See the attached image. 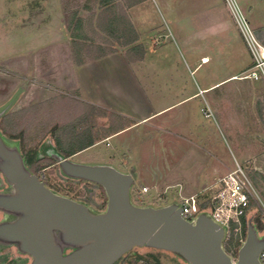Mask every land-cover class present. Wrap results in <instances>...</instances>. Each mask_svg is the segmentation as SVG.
Listing matches in <instances>:
<instances>
[{
  "label": "rangeland",
  "instance_id": "rangeland-1",
  "mask_svg": "<svg viewBox=\"0 0 264 264\" xmlns=\"http://www.w3.org/2000/svg\"><path fill=\"white\" fill-rule=\"evenodd\" d=\"M178 2L151 0L137 10L145 19L138 27L146 42L145 65L134 75L142 87L139 104L150 115L167 109L145 124L131 125L109 136L104 131L108 119L99 117L101 111H93L95 115L82 124L91 127L99 141L67 159H61L50 135L37 145L36 156L42 164L50 162L48 159L56 162L35 176L45 182L51 193L83 206L92 217L105 214V192L73 168H110L129 176L128 201L136 208L179 207L183 198L199 195L232 170L234 162L244 167L259 198L264 189V79L223 81L233 73L243 76L248 56L224 0H186L190 29L183 28L181 32L178 28L184 24H178L182 22ZM235 2L264 48V0ZM78 5L88 8V19L99 12L93 0H76L74 9ZM201 14L205 18L197 21ZM87 20L84 32L89 31ZM219 22L222 27L213 33L214 45L195 46L194 41L186 47L179 39L192 27ZM68 32L61 0H0V120L12 112L50 101L44 108L50 107L52 125L84 118L89 105L134 122L126 116V102L119 101L122 96L109 93L113 80L105 75L95 77L91 64L76 68ZM190 49L199 53L191 57L187 53ZM124 52L117 49L113 66L121 69L125 65ZM204 55L209 62L194 70L195 60ZM96 82L106 85L107 91L96 90ZM203 83L219 84L178 104L181 98L198 92ZM27 120L24 117L20 124L28 127ZM11 157L22 166L19 142L0 133V262L33 264L34 259L21 249L20 241L6 237L2 231L5 216L17 221L24 215L11 205L20 196L8 175ZM262 206L260 198L258 209L249 213L255 241L259 243L264 242V226H259L258 233L253 221L257 211L264 220ZM58 236L55 245L66 255L69 246L81 247L63 231ZM152 248L134 246L133 253L127 254V261L121 264H190L179 250ZM135 254L145 260L137 259Z\"/></svg>",
  "mask_w": 264,
  "mask_h": 264
},
{
  "label": "water",
  "instance_id": "water-1",
  "mask_svg": "<svg viewBox=\"0 0 264 264\" xmlns=\"http://www.w3.org/2000/svg\"><path fill=\"white\" fill-rule=\"evenodd\" d=\"M10 159L8 175L20 195L11 205L24 215L5 224L2 231L6 237L20 241L21 249L34 259L33 264H111L134 246L179 250L190 264H260L258 255L264 242L255 241L251 227L232 263L221 247L222 230L204 215L191 224L180 216L175 205L131 206L127 194L129 176L110 168L72 169L105 192V214L92 217L83 206L54 195L35 175H28L17 158ZM51 229L62 230L81 247L62 256L52 240Z\"/></svg>",
  "mask_w": 264,
  "mask_h": 264
},
{
  "label": "trees",
  "instance_id": "trees-1",
  "mask_svg": "<svg viewBox=\"0 0 264 264\" xmlns=\"http://www.w3.org/2000/svg\"><path fill=\"white\" fill-rule=\"evenodd\" d=\"M62 9L67 15L66 28L70 33L72 39L71 46L73 52V60L77 66H80L88 61H96L117 51L118 48L124 49L125 58L129 63L141 61L145 55V49L141 44H138V34L134 30L130 21L123 14H116V10L122 8L117 0H96L98 13L92 15V19L95 24H92V19L87 20V26L89 31L84 32L82 27V19L78 17L77 10L74 9V3L76 0H61ZM134 2V1H133ZM138 2V0H135ZM132 2L123 3V7L131 6ZM118 47V48H115ZM50 101L36 104L34 106L12 112L5 115L0 120V133L10 140H17L20 144V153L22 158V168L28 175H36L41 169H45L53 165L56 161L48 159L50 162L42 164V160L36 156L37 145L41 142L45 135H50L54 143L56 151L60 154L61 159H67L71 156L86 150L99 141L97 134H93L92 128L83 125V122H87L95 113L93 111H101L99 117H106L109 125L104 130L107 136L117 133L132 125L124 116L117 113H106L103 110L89 105V113L84 118H79L76 121L69 122L67 124H50V107L48 106ZM26 117L29 121L28 127L20 124V121ZM37 176V175H36ZM38 177V176H37ZM263 185H264V178ZM46 188V184L42 179H39ZM102 191L103 188L101 187ZM104 194V192H103ZM260 198L264 202V189L261 190ZM105 196V195H104ZM208 193L201 192L198 195V200L202 203L198 204V213L204 214L209 211V203L207 201ZM106 200V197H105ZM257 204L250 203L248 214L244 215L240 219V233L233 232L232 225L227 240L222 243V249L226 255L230 257H236L239 249L241 248V242L245 241L248 227L252 228V218L249 219L250 212L257 210ZM10 217H6L2 224H11L16 219L8 220ZM254 225L256 231L259 233V226H264L263 216L256 212L254 218ZM253 230V228H252ZM254 232V230H253ZM255 234V232H254ZM153 249V248H152ZM130 249L129 251H131ZM125 252L124 256H120L111 264H121L127 261ZM135 257L140 260H145V257L139 254H135ZM153 262V261H152ZM2 264V262H0ZM5 264H15L14 260H10Z\"/></svg>",
  "mask_w": 264,
  "mask_h": 264
},
{
  "label": "crops",
  "instance_id": "crops-1",
  "mask_svg": "<svg viewBox=\"0 0 264 264\" xmlns=\"http://www.w3.org/2000/svg\"><path fill=\"white\" fill-rule=\"evenodd\" d=\"M134 1V2H133ZM151 0H138V2H135V0H117V2L119 4H121L122 8L119 10H116V14H123L127 17V19L130 21L131 25L133 26L134 30L137 32L138 34V44H141L144 49H145V40L142 37V34L140 33V29L138 26L143 25L145 19L144 16L139 14L137 12L138 8H140L142 5H144L145 3L149 2ZM127 3V2H132L129 7H123V3ZM93 4H95L97 6V1L93 0ZM187 3L186 0H179L178 2V15H181L180 20L182 22L178 23L180 26L184 24V26L182 28H178V31H183L185 28L186 30L190 29L188 26V22H187V16H188V11H187ZM79 8H76L75 10H77L78 12V17L82 19V22H86L87 18V14H89L87 12L85 8L86 6H79ZM84 8V9H83ZM83 12H85V14H83ZM198 12L202 13L203 10L198 9ZM202 16H200L197 21H201L205 18L204 14H201ZM66 18L67 15L65 14V24H66ZM222 27V23H212L211 25L209 24H204L202 26H196V28H191L190 33H185L183 35H178L180 41L185 44L186 47H190V44H194L195 41V46H201V47H205V45H214L215 44V36H214V31L221 28ZM67 30V28H66ZM148 30H150V28H148ZM68 32V30H67ZM206 32V33H205ZM147 37V35H145ZM207 38V39H206ZM68 39L70 40L68 43L71 44L72 39L70 37V33L68 32ZM243 42V41H242ZM210 43V44H209ZM244 44V43H243ZM245 46V45H244ZM246 48V47H245ZM146 52V51H145ZM247 52V53H246ZM246 61H245V65H244V69H243V76L247 75L245 74L246 71H250L251 69V56L248 52V50L246 49ZM187 53L192 57V55H197L199 52L194 51L192 49L187 50ZM197 53V54H196ZM145 57H146V53L144 55V58L141 61L138 62H134V63H129L126 58H125V65L123 67H121V69H119V67L113 66V62L115 61V53L110 54L106 57H103L99 60L96 61H89L87 63H84L80 66L76 65V68L79 69H83L85 67H88L90 64L92 65V67H95V70L92 71L91 73L95 74V77H97L98 79L104 78L102 76L105 75V77L107 76L108 78H110L111 80H113V83H110L109 86V93H115L117 95H119L120 97H124L126 96L125 100L120 98V102H126V116L130 119H133L134 122H132V125H139V124H145L146 120H149L152 116L154 115H159L162 112H164L166 109H162V110H158L156 113L150 115L149 112L145 114L144 108L142 107L141 104H139V98H141V96L143 95L142 93V87L141 84L139 82V79H137L134 75H135V71L139 70L145 65ZM205 62H209V57L204 55V56H200L197 60H195V67L194 70L198 69L199 66ZM100 74V75H98ZM102 75V76H101ZM243 76H236V74H230L228 77H226L223 81L225 80H233V79H242L244 80ZM106 77V78H107ZM97 79V80H98ZM245 80H248V78H246ZM251 81V79H250ZM217 84L219 83H214L211 85H206L205 83H203L202 88L198 89V92H196L194 95L192 96H187L184 98H181L180 100H178V104L182 103L184 101H187L189 98L196 96L199 93H207L210 90H212ZM96 90H100L101 91H107L106 89V85L99 83L96 84ZM111 90V91H110ZM144 111V112H143ZM143 112V116H140L141 113ZM191 195H195V194H191ZM190 196V195H188Z\"/></svg>",
  "mask_w": 264,
  "mask_h": 264
},
{
  "label": "built area",
  "instance_id": "built-area-1",
  "mask_svg": "<svg viewBox=\"0 0 264 264\" xmlns=\"http://www.w3.org/2000/svg\"><path fill=\"white\" fill-rule=\"evenodd\" d=\"M224 2L253 62L249 74L243 76V78L253 79L254 81L259 78L264 79V48L258 41L254 31L250 28L235 0H224ZM143 191L146 192V189ZM204 191H208L209 211L202 215L207 214V218L222 230V247V243L229 236L232 225H234L233 232L236 234L240 233L241 217L248 214L250 203L258 204L260 198L255 192L244 167L237 162H234L232 170L220 177L210 187L205 188ZM199 203L202 202L198 200L197 194L183 198L178 207L180 216L186 222L194 224L201 215L198 213ZM262 208L264 210V206ZM240 242L242 246L244 241L240 240ZM229 258L232 263L236 262L237 258L234 259L230 256ZM258 261L260 264H264V248L258 255Z\"/></svg>",
  "mask_w": 264,
  "mask_h": 264
},
{
  "label": "flooded vegetation",
  "instance_id": "flooded-vegetation-1",
  "mask_svg": "<svg viewBox=\"0 0 264 264\" xmlns=\"http://www.w3.org/2000/svg\"><path fill=\"white\" fill-rule=\"evenodd\" d=\"M60 231L62 232V230L60 229H51L50 232H51V237H52V240L54 242V244H56L55 240L58 239L59 240V236L60 235ZM144 247V246H143ZM80 247H71L69 246L68 250H69V254H71L72 252L76 251L77 249H79ZM129 254L133 253V250L129 251L128 252ZM62 256H66L65 254V250H63V252H61ZM125 254L121 255V256H124Z\"/></svg>",
  "mask_w": 264,
  "mask_h": 264
}]
</instances>
